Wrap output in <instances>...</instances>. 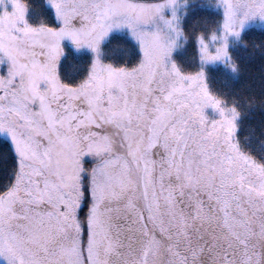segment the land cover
Instances as JSON below:
<instances>
[{"label": "snow or ice", "instance_id": "snow-or-ice-1", "mask_svg": "<svg viewBox=\"0 0 264 264\" xmlns=\"http://www.w3.org/2000/svg\"><path fill=\"white\" fill-rule=\"evenodd\" d=\"M195 2L0 0V264H264V139L209 72L264 0Z\"/></svg>", "mask_w": 264, "mask_h": 264}, {"label": "trees", "instance_id": "trees-1", "mask_svg": "<svg viewBox=\"0 0 264 264\" xmlns=\"http://www.w3.org/2000/svg\"><path fill=\"white\" fill-rule=\"evenodd\" d=\"M32 7L29 9L28 18L31 22H39L41 18L52 19L51 9L44 3V0H28ZM218 15L210 8L199 7V0L191 4L186 17V27H192L198 17H215ZM199 28V25H197ZM124 44L134 48L133 42L124 34H113L105 44V49L110 50L114 45ZM67 55L74 60L83 62L87 60L88 53L81 50L79 53L72 48H66ZM233 57L236 60L239 71L233 73L222 65L210 67L209 72L213 76V87L226 93L229 97L235 96L240 102L243 114L240 120L238 136L245 146H253L259 139H264V29L248 27L240 38L233 44ZM184 54L187 53L193 58L195 56L194 44L189 41ZM123 57H121L122 59ZM178 59L183 60L184 56L178 54ZM192 62H195L193 59ZM249 140L245 141L244 137ZM6 140L0 137V149L5 148Z\"/></svg>", "mask_w": 264, "mask_h": 264}, {"label": "rangeland", "instance_id": "rangeland-1", "mask_svg": "<svg viewBox=\"0 0 264 264\" xmlns=\"http://www.w3.org/2000/svg\"><path fill=\"white\" fill-rule=\"evenodd\" d=\"M248 27H249V28H250V27H256V28L264 29V25H260V24H251V25H249ZM248 27H247V28H248ZM247 28H246V29H247ZM113 34H116V33H113ZM113 34H111V35H113ZM117 34H118V33H117ZM119 34H123V33H119ZM111 35H110V36H111ZM124 35H125V34H124ZM237 40H238V39L234 40V43H235ZM234 43H233V44H234ZM65 47H66V48H68V47H69V48H72L71 45L68 44L67 42H66V44H65ZM178 54H182L184 57H185L186 55H189V54H187V53L184 54L183 51L178 52V53H177V56H178ZM192 63H193V65L195 64V62H192ZM216 66H219V65H216ZM216 66H215V67H216ZM209 115H211L210 112H209Z\"/></svg>", "mask_w": 264, "mask_h": 264}]
</instances>
